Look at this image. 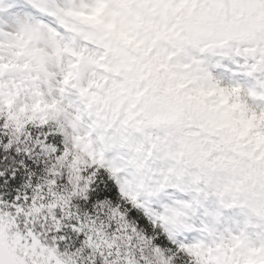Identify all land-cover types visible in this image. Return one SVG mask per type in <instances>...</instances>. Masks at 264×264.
Instances as JSON below:
<instances>
[{"label":"snow or ice","instance_id":"snow-or-ice-1","mask_svg":"<svg viewBox=\"0 0 264 264\" xmlns=\"http://www.w3.org/2000/svg\"><path fill=\"white\" fill-rule=\"evenodd\" d=\"M0 264H264V0H0Z\"/></svg>","mask_w":264,"mask_h":264}]
</instances>
